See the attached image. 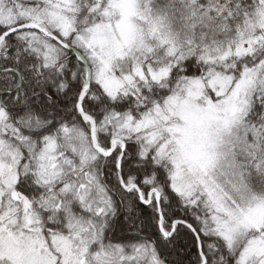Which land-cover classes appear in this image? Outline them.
<instances>
[{"label":"snow or ice","instance_id":"obj_1","mask_svg":"<svg viewBox=\"0 0 264 264\" xmlns=\"http://www.w3.org/2000/svg\"><path fill=\"white\" fill-rule=\"evenodd\" d=\"M0 264H264V0H0Z\"/></svg>","mask_w":264,"mask_h":264}]
</instances>
